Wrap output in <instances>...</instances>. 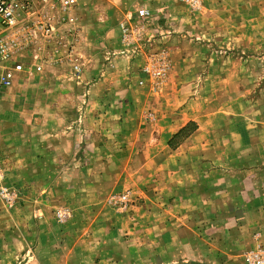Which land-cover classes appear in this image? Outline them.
<instances>
[{"label": "crops", "instance_id": "obj_1", "mask_svg": "<svg viewBox=\"0 0 264 264\" xmlns=\"http://www.w3.org/2000/svg\"><path fill=\"white\" fill-rule=\"evenodd\" d=\"M141 3L155 25L146 37L154 42L149 51L165 46L172 60L164 93L154 95L138 85L146 78L142 69L149 51L126 47L120 24L136 16L124 13L115 20L105 16L103 28L87 36L91 40L84 55L79 46L73 47L76 58L83 59L61 65L85 66L82 79L69 81L63 68L56 69L54 85L64 89L57 99L61 103L68 99L78 108L45 113L59 121L71 119L67 135L85 132L89 150L111 149L119 164L135 166V176L127 178L123 188L112 186L108 194L133 188L136 199L120 212L99 206L101 196L94 186L81 192L84 206L73 214L70 238L55 222L40 225L48 233L41 241L48 252L38 255L42 264L56 262V254H50L53 247L62 253L63 264H238L248 250H264V66H244L234 50L224 56L210 50V39L235 48L233 41L239 38L209 33L201 25L203 16L179 17L180 8L173 2ZM164 18L195 23L198 30H156V22ZM247 33L250 41L251 30ZM74 36L83 41L85 35L73 33L71 40ZM43 82L39 98L44 102L53 95L48 79ZM147 113L154 120L147 119ZM80 118L86 119V129L75 124ZM191 123L195 129L175 142V135ZM55 137L57 151L70 142V148L73 144L78 148V140ZM41 142L49 145L47 138ZM63 172L55 181H65ZM29 177L24 180L42 178ZM69 239L72 253L63 254ZM143 241L151 247L149 252L141 250Z\"/></svg>", "mask_w": 264, "mask_h": 264}, {"label": "rangeland", "instance_id": "obj_2", "mask_svg": "<svg viewBox=\"0 0 264 264\" xmlns=\"http://www.w3.org/2000/svg\"><path fill=\"white\" fill-rule=\"evenodd\" d=\"M144 1L163 6L173 2L177 8H180L179 17L187 13L192 16L195 14L203 16L201 25L209 28V33L215 30L214 33L220 38L231 40L228 35L232 37L238 35L239 38V42L233 41L235 48L227 47L225 43H220L219 39H216L215 43L210 39V50L216 49L218 56L228 55L234 50L235 56L244 66H264V0H86L68 13L56 9L49 10L47 14L50 20L47 23L52 28L49 35L6 39L17 47L13 60L23 63L24 70L16 73L12 86L0 97V264H42L38 255L45 256L48 252L42 247L46 243L41 242L46 239L48 233L40 230V225L47 226L55 222L62 226L60 230L63 236L70 238L73 232V214L78 207L84 206L80 194L86 192L87 188L95 187L101 196L98 199L99 206L105 205L120 212L123 210L112 202L115 196L129 194L131 204L136 199L133 188L116 192L114 190L108 194L111 188L116 185L123 188L122 183L127 178L135 176V166L125 167L119 164L115 161V152L111 149L89 150L86 147L89 139L85 132L79 131L74 137L67 135V132L71 134L67 129L72 123L71 119L59 121L55 117L48 118L45 113H55L59 107H64L66 111L78 108L68 102V99L63 103L60 102L61 99H57V95L64 89L57 90L54 85L58 80L56 69L63 68L64 75H67L69 81L82 79L85 66L78 72L73 66H61L60 62L66 60L69 53L67 49L71 44L75 47L79 46L83 55L85 50H89L88 44L91 39H87V36L91 31H99L103 28L105 25L101 22L103 17L111 16L115 20L124 13H133L136 18L125 23L134 28H146L142 46L149 51L148 44L154 42L146 37L149 28L153 29V32L155 25L152 24L150 17L141 19L140 12L145 10V7L142 8L140 5ZM213 17L221 22H213L211 19ZM156 23L159 25L156 30L167 29L170 33L176 32V29L181 33L183 27L185 32L191 29L192 32L198 30L197 24L179 22V19L167 21L164 18ZM250 30L249 41L245 36ZM73 33H84L83 41L79 37L77 41L74 40L76 43H72ZM165 33L168 34L166 31ZM248 45L251 47L248 48ZM94 47L98 48L100 45L95 43ZM161 49L169 53L165 46L158 48ZM247 50L249 54L245 52ZM35 53H38V59L34 58ZM169 58L171 68L167 79L160 87L153 86L152 79L147 76L138 85L148 87L149 92L154 95L163 94L173 69L170 54ZM2 67L0 64V74L3 72ZM262 72L263 70L260 71ZM45 79H48L51 90L49 93L53 96L47 97L43 102L39 98V91ZM73 90L70 87L68 93L72 94ZM147 115H152L149 119L154 120L153 114L147 113ZM59 122L62 124L57 125ZM75 124L80 125L82 130L86 129L87 123L84 118H80ZM61 134L65 141L71 138L74 142L78 140V148H75L74 144L70 148L72 143L70 142L65 145L64 151H57L56 147L59 143L55 144L52 140H57L55 136ZM46 138L48 146H45V141L41 142ZM61 159L64 162L62 165L59 164ZM134 163L132 162L131 165H135ZM61 169L65 174L63 183L55 181ZM29 176L35 178L42 176V178L37 182L25 181L24 178L29 180ZM71 176H74L73 181L70 179ZM95 180L97 182H94ZM58 210H69L70 216L64 221H59L56 218ZM45 219L46 221L41 223ZM145 235L147 232H144L142 237L144 238ZM62 248L65 251L63 254L70 255L73 250L71 240H66ZM55 249L53 247V252L50 254H56L54 257L56 262L43 264H63L62 253L57 254ZM141 250L149 252L151 247L144 243ZM251 252V250L245 252L242 256L243 262L238 264H249L248 257Z\"/></svg>", "mask_w": 264, "mask_h": 264}, {"label": "built area", "instance_id": "obj_3", "mask_svg": "<svg viewBox=\"0 0 264 264\" xmlns=\"http://www.w3.org/2000/svg\"><path fill=\"white\" fill-rule=\"evenodd\" d=\"M84 1L86 0H0V64L3 66V72L0 74V97L5 90L12 86L16 73L24 70L23 63L13 60L14 51L17 47L7 42L6 39L49 35L52 31L51 25L47 23L50 20L47 14L49 10L56 9L68 13ZM149 15L150 12L146 9L140 12L141 19L145 20ZM121 28L123 42L126 47L133 49L136 47L134 50L141 49L146 28H134L125 22L121 23ZM74 40L77 41L75 36L72 43H76ZM64 41L66 42L65 38ZM148 46L152 48L153 44L149 43ZM73 47L72 44L69 46L67 49L69 51L68 56L66 60L60 62L61 64L74 65L78 62V59H83L80 55L76 58ZM150 51L142 71L148 78L152 79L153 86L157 88L167 79L171 61L169 53L164 49ZM34 58H39L38 53H35ZM73 67L78 72L81 70V66L75 65ZM149 118H152V115H147V119ZM112 202L123 211H127L131 204L129 194L115 196ZM69 216V210H58L56 212V218L59 221H64ZM248 262L249 264H264V250L252 251L248 257Z\"/></svg>", "mask_w": 264, "mask_h": 264}, {"label": "trees", "instance_id": "obj_4", "mask_svg": "<svg viewBox=\"0 0 264 264\" xmlns=\"http://www.w3.org/2000/svg\"><path fill=\"white\" fill-rule=\"evenodd\" d=\"M195 129L194 123L189 124L187 127L182 129L177 135L174 137L175 142L182 141L185 137H187L193 130Z\"/></svg>", "mask_w": 264, "mask_h": 264}]
</instances>
